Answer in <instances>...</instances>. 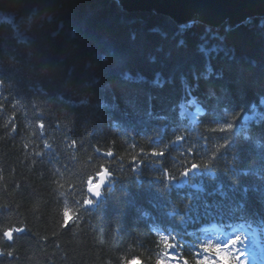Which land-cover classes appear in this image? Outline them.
I'll use <instances>...</instances> for the list:
<instances>
[{"label": "trees", "instance_id": "1", "mask_svg": "<svg viewBox=\"0 0 264 264\" xmlns=\"http://www.w3.org/2000/svg\"><path fill=\"white\" fill-rule=\"evenodd\" d=\"M190 95L198 121L179 111ZM263 99L264 16L210 27L118 0H0V264H157L160 232L199 264L209 221L264 243V115L239 127ZM102 165L111 185L86 208ZM5 226L26 230L9 242Z\"/></svg>", "mask_w": 264, "mask_h": 264}, {"label": "water", "instance_id": "2", "mask_svg": "<svg viewBox=\"0 0 264 264\" xmlns=\"http://www.w3.org/2000/svg\"><path fill=\"white\" fill-rule=\"evenodd\" d=\"M118 1L127 11H154L156 13H162L173 18L178 24H185L189 21L197 20L211 27H218L222 24L233 27L249 18L264 16V0ZM194 169L197 170L196 168ZM106 184L107 182L104 186H106ZM100 197L94 198L99 201ZM96 203L94 204L96 205Z\"/></svg>", "mask_w": 264, "mask_h": 264}, {"label": "snow or ice", "instance_id": "3", "mask_svg": "<svg viewBox=\"0 0 264 264\" xmlns=\"http://www.w3.org/2000/svg\"><path fill=\"white\" fill-rule=\"evenodd\" d=\"M41 128L44 127L43 123L41 122ZM226 127H231V125H227ZM177 139H182V137H177ZM77 142L75 140L72 141V144H76ZM45 144H47V141H45ZM25 147H27V145H25ZM152 154L153 155H162L163 154V149H157V148H153L152 149ZM108 156H112L113 152L111 150H109L107 152ZM133 161H136L138 159V157L133 156L132 157ZM198 165L197 163H192L190 168H196ZM190 170L189 168H186L184 170L185 174L187 173V171ZM106 173H110L111 176L113 175L110 170L107 168L106 169ZM99 174L100 171L97 173L96 178H99ZM96 201L93 199L91 200V203L89 205L94 204ZM85 203V201L83 200V204ZM78 219V215L76 212L71 213V218H68V214L63 213V222L61 224V227L64 229L69 228L75 220ZM26 230V226H19V227H11V226H5L2 229V238L6 241H13L15 238V235L17 233H23ZM242 240V237L240 236V239H238L235 244H231V243H226L225 246L227 247V249H231L233 247V245H239L240 241ZM158 241H159V246L161 248V252L158 256V260H159V264H172L173 261L176 262V264H185V257H183V259H181L180 255H177L176 253L172 252L173 249L180 247L178 242H174V237L170 234L167 233H162L160 232L158 234ZM200 249L202 251L206 250L203 247V244L200 246ZM15 249H9L6 253L7 256L12 257L14 254ZM5 255V250L4 248L0 247V256H4ZM194 255L197 257V259H200V253L199 252H195ZM245 256V252L239 250V248L237 249V253H236V257L237 260H240L241 257ZM123 264H143V261L141 260L140 257H133L131 260H128L127 258L124 259ZM243 264H247V261L244 260Z\"/></svg>", "mask_w": 264, "mask_h": 264}, {"label": "clouds", "instance_id": "4", "mask_svg": "<svg viewBox=\"0 0 264 264\" xmlns=\"http://www.w3.org/2000/svg\"><path fill=\"white\" fill-rule=\"evenodd\" d=\"M106 166H101L99 178L96 176H89L87 179L86 192L88 195L84 198V205H89L91 203L92 197H100L103 192V186L106 181L111 177L110 173H106ZM78 209H73L69 206L63 208V213L68 214V218H71V213L77 212ZM240 239L239 235L233 236L228 243L235 244V242ZM203 247L209 253H215L217 260L213 262L209 257H205L203 260L199 261V264H237V257L233 255L232 252L227 250L225 244L214 243L212 240H209L206 244H203ZM243 264V262H241Z\"/></svg>", "mask_w": 264, "mask_h": 264}, {"label": "rangeland", "instance_id": "5", "mask_svg": "<svg viewBox=\"0 0 264 264\" xmlns=\"http://www.w3.org/2000/svg\"><path fill=\"white\" fill-rule=\"evenodd\" d=\"M174 264V262H172ZM254 264V263H253Z\"/></svg>", "mask_w": 264, "mask_h": 264}, {"label": "bare ground", "instance_id": "6", "mask_svg": "<svg viewBox=\"0 0 264 264\" xmlns=\"http://www.w3.org/2000/svg\"><path fill=\"white\" fill-rule=\"evenodd\" d=\"M211 27V26H210Z\"/></svg>", "mask_w": 264, "mask_h": 264}]
</instances>
